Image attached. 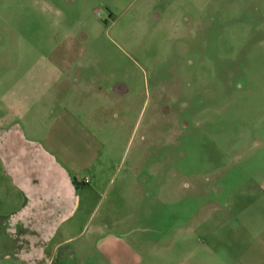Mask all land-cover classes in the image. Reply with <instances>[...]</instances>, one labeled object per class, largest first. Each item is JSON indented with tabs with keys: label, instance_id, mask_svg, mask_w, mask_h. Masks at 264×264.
I'll use <instances>...</instances> for the list:
<instances>
[{
	"label": "rangeland",
	"instance_id": "374dc122",
	"mask_svg": "<svg viewBox=\"0 0 264 264\" xmlns=\"http://www.w3.org/2000/svg\"><path fill=\"white\" fill-rule=\"evenodd\" d=\"M62 109L92 158L51 264H264V0H0V264L33 251L2 139L29 160L16 125L49 142Z\"/></svg>",
	"mask_w": 264,
	"mask_h": 264
},
{
	"label": "crops",
	"instance_id": "0c3cea01",
	"mask_svg": "<svg viewBox=\"0 0 264 264\" xmlns=\"http://www.w3.org/2000/svg\"><path fill=\"white\" fill-rule=\"evenodd\" d=\"M70 65L62 67V71L67 72ZM60 111L58 114L47 116L49 126L46 130L47 135L44 136L49 137V142L39 143L36 139H26L23 131L16 125L15 132L20 135L17 139L22 142V148L30 149L29 160H20L19 156H13L14 152L10 149L12 145H9L8 139H2L3 170L10 177L9 183L12 189L21 196L20 205L7 215L12 225L7 224L4 227L5 233L12 232L24 238L29 236L33 251L22 253L29 254L28 264L53 263L56 259L57 246L53 247L52 252L47 251L43 240L49 236L50 230L56 226L59 218L68 212L71 216L76 213L82 215L84 212L86 181L84 183V177L78 179V175L88 169L92 157L85 153L82 156V153L71 144L73 141L69 139L70 143L66 139L70 138L68 136L81 139L87 136L88 132L83 123L76 122L65 110ZM5 132L9 135L13 130L9 129ZM41 154L42 160L39 158ZM9 245L5 241L4 244L0 243V259L12 257L13 260L17 259L15 261L23 262L17 252L10 255ZM72 254L73 250H67L60 257L58 264H79L78 261H69Z\"/></svg>",
	"mask_w": 264,
	"mask_h": 264
},
{
	"label": "trees",
	"instance_id": "16d2710c",
	"mask_svg": "<svg viewBox=\"0 0 264 264\" xmlns=\"http://www.w3.org/2000/svg\"><path fill=\"white\" fill-rule=\"evenodd\" d=\"M85 183V182H84Z\"/></svg>",
	"mask_w": 264,
	"mask_h": 264
}]
</instances>
